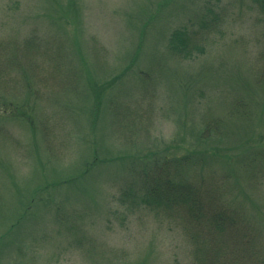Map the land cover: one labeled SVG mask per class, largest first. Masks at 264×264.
<instances>
[{
  "label": "rangeland",
  "instance_id": "obj_1",
  "mask_svg": "<svg viewBox=\"0 0 264 264\" xmlns=\"http://www.w3.org/2000/svg\"><path fill=\"white\" fill-rule=\"evenodd\" d=\"M260 11L255 0H0V264H191L179 229L124 200L142 162L191 150L208 155L205 173L235 163L229 196H250L264 224ZM183 26L189 58L167 46ZM202 118L220 123L208 140ZM256 153L263 183L250 188Z\"/></svg>",
  "mask_w": 264,
  "mask_h": 264
},
{
  "label": "trees",
  "instance_id": "obj_2",
  "mask_svg": "<svg viewBox=\"0 0 264 264\" xmlns=\"http://www.w3.org/2000/svg\"><path fill=\"white\" fill-rule=\"evenodd\" d=\"M255 1L261 9L260 22L263 23L264 0ZM34 32L27 42L30 44L35 37L40 50L41 42ZM170 34L167 46L172 54L182 58L192 57L196 47H192L194 41L190 30L185 26L177 27ZM51 50V53L45 51L43 54H55L59 61L62 52H55L54 47ZM2 69L5 68L2 66ZM263 77L264 68L262 71L259 68L255 79L259 85L263 83L262 87ZM239 109L238 113H243ZM202 122L197 138L208 140L219 132L220 123L216 120L202 118ZM202 152L207 154L206 150ZM159 156L139 165L138 181L127 186L130 191L124 199L125 203L147 207L154 216L169 221L179 229L193 247L191 264H264V224L260 210L254 209V204L258 203L250 196L241 200L229 196L233 186L232 165L235 163L228 162L226 158L228 168L225 171L205 173L200 160L205 162L209 157H203L198 150L185 152L182 157L174 159V156L168 159ZM258 158L256 153L245 165L250 188L263 183L261 170L256 168ZM67 182L70 183V180ZM62 217L63 224L69 225L71 215L63 214Z\"/></svg>",
  "mask_w": 264,
  "mask_h": 264
}]
</instances>
